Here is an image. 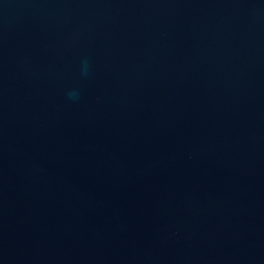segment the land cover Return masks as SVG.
<instances>
[{"label":"water","instance_id":"95a60500","mask_svg":"<svg viewBox=\"0 0 264 264\" xmlns=\"http://www.w3.org/2000/svg\"><path fill=\"white\" fill-rule=\"evenodd\" d=\"M0 264H264V0H0Z\"/></svg>","mask_w":264,"mask_h":264}]
</instances>
